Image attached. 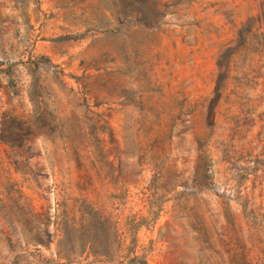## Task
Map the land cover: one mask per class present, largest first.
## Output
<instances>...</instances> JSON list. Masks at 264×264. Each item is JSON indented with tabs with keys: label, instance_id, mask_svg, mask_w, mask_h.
<instances>
[{
	"label": "rangeland",
	"instance_id": "rangeland-1",
	"mask_svg": "<svg viewBox=\"0 0 264 264\" xmlns=\"http://www.w3.org/2000/svg\"><path fill=\"white\" fill-rule=\"evenodd\" d=\"M133 257L264 264V0H0V264Z\"/></svg>",
	"mask_w": 264,
	"mask_h": 264
},
{
	"label": "trees",
	"instance_id": "trees-1",
	"mask_svg": "<svg viewBox=\"0 0 264 264\" xmlns=\"http://www.w3.org/2000/svg\"><path fill=\"white\" fill-rule=\"evenodd\" d=\"M86 248L87 247H84V250H86ZM92 246L90 247V250H92ZM92 253H94L93 251H92ZM96 254V253H95ZM105 255H107L106 253H105ZM139 262H141V261H138V259L136 258V257H133V258H131V259H128L126 262H120V263H118V264H148L147 262H145V261H142L141 263H139Z\"/></svg>",
	"mask_w": 264,
	"mask_h": 264
}]
</instances>
